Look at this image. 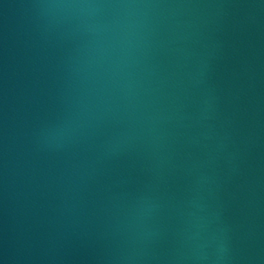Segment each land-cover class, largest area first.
I'll list each match as a JSON object with an SVG mask.
<instances>
[{"label":"water","instance_id":"1","mask_svg":"<svg viewBox=\"0 0 264 264\" xmlns=\"http://www.w3.org/2000/svg\"><path fill=\"white\" fill-rule=\"evenodd\" d=\"M0 264H264V0H0Z\"/></svg>","mask_w":264,"mask_h":264}]
</instances>
